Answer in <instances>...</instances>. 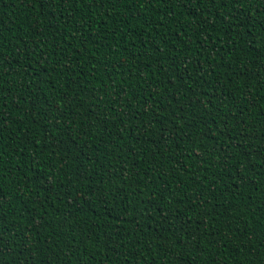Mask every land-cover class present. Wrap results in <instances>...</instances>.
I'll return each mask as SVG.
<instances>
[{"label":"trees","instance_id":"obj_1","mask_svg":"<svg viewBox=\"0 0 264 264\" xmlns=\"http://www.w3.org/2000/svg\"><path fill=\"white\" fill-rule=\"evenodd\" d=\"M0 264H264V0H0Z\"/></svg>","mask_w":264,"mask_h":264}]
</instances>
